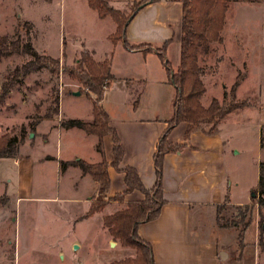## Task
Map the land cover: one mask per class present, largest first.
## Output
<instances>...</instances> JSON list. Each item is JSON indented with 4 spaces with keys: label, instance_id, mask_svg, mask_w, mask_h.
Listing matches in <instances>:
<instances>
[{
    "label": "rangeland",
    "instance_id": "obj_1",
    "mask_svg": "<svg viewBox=\"0 0 264 264\" xmlns=\"http://www.w3.org/2000/svg\"><path fill=\"white\" fill-rule=\"evenodd\" d=\"M225 2L217 40L208 42L206 47L198 46L196 51L194 70L203 89L197 102L202 108H207L212 100L220 106L241 102L243 106L231 110L216 124L225 138L226 180L222 186L228 183V192L223 205L218 211L215 206L202 207L193 214L192 225L201 238L218 241L234 256H242V249L253 251L243 263L264 264V206L257 208L251 197L245 200L254 191L258 163L264 161V0ZM129 4L111 6L126 16L131 10ZM114 30L112 19L98 18L87 0H0V37H5L6 46L18 39L20 48H9L0 55V95L5 88L0 98V136H22L19 152L28 153L34 161L33 181L38 194L49 197L58 186L60 198H70L81 196L84 190L74 172L58 178L56 160L41 161L44 155L61 160L76 156L91 160L96 155L95 136L82 138L77 127L66 123L69 118L88 120L91 115L90 98L94 94H87L79 81L77 60L82 54H88L96 65L108 62L114 78L101 77L104 91L100 105L111 116L117 115L116 108L122 102L128 109L121 116L161 118L171 114L174 91L158 57L151 54L144 62L136 63L134 72L142 80H124V76H129L128 67L135 66L136 60L122 56L119 48H114L110 37ZM25 41L39 56L57 60L54 70L45 62L25 75L21 71L12 74L15 67L34 59L21 51ZM165 58L175 70L178 47L169 44ZM136 104L139 110L132 111ZM72 186L76 187L74 191ZM40 187L43 191H39ZM104 200L112 204L111 212L120 206L116 201ZM230 200L246 202L234 204ZM245 205L252 212L247 225V218L242 216L247 211ZM84 206L69 200L31 207L21 202L20 236L28 238L30 250L20 256L19 264H110L133 257V249L121 246L107 230L105 234L100 227V214L76 219ZM13 233V221L0 223V238L4 234L13 238ZM106 235L114 242L112 246L106 243ZM73 239L78 244L72 245ZM3 255L6 264H12L10 250ZM231 261L229 258L226 263L233 264Z\"/></svg>",
    "mask_w": 264,
    "mask_h": 264
},
{
    "label": "crops",
    "instance_id": "obj_2",
    "mask_svg": "<svg viewBox=\"0 0 264 264\" xmlns=\"http://www.w3.org/2000/svg\"><path fill=\"white\" fill-rule=\"evenodd\" d=\"M106 1L111 5H118L136 0ZM180 1L157 0L142 7L126 25V41L129 44L148 43L157 47L163 41L171 38L168 45L172 44L178 47V33L181 22ZM119 46H122L120 42L114 44V48H119L117 50H120L122 56H132L136 60L135 66L128 67L129 76H124L123 79L142 80L141 75L134 72L137 66L136 63L139 61L144 62L148 58L147 56L154 53L144 54L139 50H128L123 46L121 49ZM111 75L113 76V74ZM118 95L120 96V94ZM117 99L115 100L118 103L119 100ZM121 104L123 105L116 108L117 115L115 116H111L109 112L103 109L108 116V125L115 130L122 149L119 166L133 167L142 184L149 188L154 181L152 153L155 149V142L166 127L170 115L161 118L121 116L120 114L128 109L123 102ZM131 108L132 111L139 110V104ZM91 118L92 114L88 120L74 117L69 119L89 122ZM185 127V122H179L175 125L169 132V140L172 143L184 142L183 132ZM77 130V134L82 138L93 135L84 132L80 128H77ZM42 136L44 135L42 134ZM20 145L16 148L13 156L0 157V197L5 198L4 202L0 204V223L5 222L7 219L14 222L13 238L5 234L3 238H0V264H6L3 253L8 249L10 250L8 257L12 264H19L20 256L26 255V252L30 250V245L27 242L28 238L20 236L23 230V217L21 212L18 213L21 202H27V207L44 202L57 203L59 201L66 202L67 200L71 203H84V210L82 209V212L76 214V219L89 218L98 213L101 216L100 227L104 229L106 234V229L102 226V217L112 211L110 210L112 204L110 202L106 203L102 209L92 214H88L87 211L92 201L105 199L122 191L124 188L123 174L108 166V186L103 191L98 182L88 175L82 174L77 167L69 164L75 159H81L87 163H96L100 160L97 151L91 160L83 159L81 156L61 160L47 154L40 160L48 158L56 160L55 170L59 174L58 178L68 172H74V176L82 181L81 184L84 189L79 197L60 198L57 186L55 192L48 197L37 193L33 181L34 161L28 153L19 152ZM95 145L96 141L94 147ZM111 149V137L106 134L102 136V151L106 162H109L112 158ZM224 154L225 138L218 126L217 132L213 134H205L198 130L191 132L180 152L164 155L162 163V198L164 201L154 219L140 223L136 228L137 235L150 244L154 264H227L229 258H231L233 264H246L243 263V260H247L246 257H249V253L253 251L248 253L245 249H242L244 257L243 255L234 256L232 250L224 249L222 245L218 244V241L201 238L192 225V217L196 211L202 207L215 206L216 208L225 199L228 192V183L225 182L224 187L222 186V183L226 180ZM60 161L67 164L62 166ZM72 188L73 191L76 189L75 186H72ZM39 191H43V187H40ZM142 197L138 190H132L124 195V200L134 201ZM249 197L250 193L245 200H249ZM245 200L230 201L234 204H242L246 202ZM109 239L110 237L108 238L106 235V243H110L112 246L114 242ZM71 244H78V242L73 239Z\"/></svg>",
    "mask_w": 264,
    "mask_h": 264
},
{
    "label": "trees",
    "instance_id": "obj_3",
    "mask_svg": "<svg viewBox=\"0 0 264 264\" xmlns=\"http://www.w3.org/2000/svg\"><path fill=\"white\" fill-rule=\"evenodd\" d=\"M157 0H136L132 1L130 13L123 15L118 9L113 8L106 0H87L91 9H93L98 18L109 16L114 25L115 30L112 33L111 42L115 44L120 42L122 46L128 50H139L142 53H154L162 64L167 81L172 85L174 91V99L170 117L166 122V127L158 136L155 142V149L152 153V165L154 171L153 184L146 188L136 170L131 166L120 167L119 163L122 157V149L115 130L108 125V116L100 105L103 96L101 88V77L106 76L111 79L108 62L103 61L96 65L88 54H82L77 60L79 81L86 87L89 92L94 94L91 99L90 122L78 119H68V126H75L82 129L86 133L96 136V151L100 155V160L96 163H87L81 159H75L69 164L77 167L84 175H88L95 180L104 191L108 186L107 167L111 166L115 171L123 174L124 188L122 191L113 194L108 199L116 201L120 206L113 212L102 217V225L107 230L113 240H117L121 246L129 247L134 250L133 257H126L110 264H154L152 250L150 244L141 239L136 228L140 223L154 219L159 212L163 203L162 193V163L164 155L167 153L180 152L184 147V142L193 131H201L205 134H213L217 132V122L231 110L243 106V103H232L227 106H220L215 100L207 108H202L197 97L203 90L202 85L195 73L194 59L198 46L206 47L208 42L217 40L218 32L223 22V13L226 10L227 3L225 0H181V22L179 38L178 57L179 61L176 69L173 70L169 62L165 58V50L170 42L167 39L160 46L154 47L148 43L129 44L125 39V28L132 16L145 5ZM240 2H253L256 0H234ZM9 48L13 51L20 50L19 41L15 39L6 46L5 37H0V55L6 53ZM21 51L28 53L34 59L21 67H15L12 74L25 75L30 69L41 66V64L50 65L51 70L57 65V60L49 57L39 56L32 49L28 41L21 43ZM21 68V70H20ZM74 70V69H73ZM71 72V71H70ZM5 88L2 90L0 98L4 95ZM179 122H185L186 127L183 132L182 143H172L169 138L170 130ZM110 135L112 142V158L106 162L102 151V136ZM22 136L6 135L0 136V157H11L15 154L17 146L20 144ZM67 163L62 162V166ZM257 181L254 185L253 195L251 199L255 200L258 207L264 206V161H259L257 167ZM132 190H138L142 194V198L134 201H125L124 195ZM256 194H255V193ZM4 197H0V204L4 202ZM107 201L98 199L92 201L87 211L88 214L99 211L104 207ZM223 205L216 206L217 210ZM247 211L242 214L246 217L245 225L251 220V207H244ZM244 225V226H245Z\"/></svg>",
    "mask_w": 264,
    "mask_h": 264
},
{
    "label": "water",
    "instance_id": "obj_4",
    "mask_svg": "<svg viewBox=\"0 0 264 264\" xmlns=\"http://www.w3.org/2000/svg\"><path fill=\"white\" fill-rule=\"evenodd\" d=\"M72 94L73 95H78V92H72ZM253 195V192L252 191H250V196H252ZM112 244V243H111Z\"/></svg>",
    "mask_w": 264,
    "mask_h": 264
},
{
    "label": "built area",
    "instance_id": "obj_5",
    "mask_svg": "<svg viewBox=\"0 0 264 264\" xmlns=\"http://www.w3.org/2000/svg\"><path fill=\"white\" fill-rule=\"evenodd\" d=\"M77 264H81V263H77Z\"/></svg>",
    "mask_w": 264,
    "mask_h": 264
}]
</instances>
